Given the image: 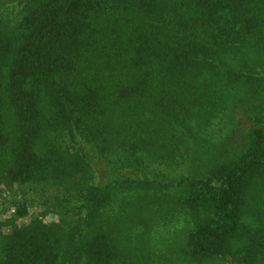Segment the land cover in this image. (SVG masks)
<instances>
[{"label": "trees", "instance_id": "16d2710c", "mask_svg": "<svg viewBox=\"0 0 264 264\" xmlns=\"http://www.w3.org/2000/svg\"><path fill=\"white\" fill-rule=\"evenodd\" d=\"M0 264H264V0H0Z\"/></svg>", "mask_w": 264, "mask_h": 264}]
</instances>
